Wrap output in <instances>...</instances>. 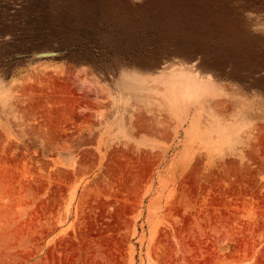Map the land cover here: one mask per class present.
<instances>
[{
  "label": "rangeland",
  "instance_id": "374dc122",
  "mask_svg": "<svg viewBox=\"0 0 264 264\" xmlns=\"http://www.w3.org/2000/svg\"><path fill=\"white\" fill-rule=\"evenodd\" d=\"M0 264H264V0H0Z\"/></svg>",
  "mask_w": 264,
  "mask_h": 264
},
{
  "label": "bare ground",
  "instance_id": "6f19581e",
  "mask_svg": "<svg viewBox=\"0 0 264 264\" xmlns=\"http://www.w3.org/2000/svg\"><path fill=\"white\" fill-rule=\"evenodd\" d=\"M54 52H48V51H45V52H38V53H34L32 54L33 58L36 59V58H42V57H55L54 54H52ZM168 84V83H166ZM170 85V84H168Z\"/></svg>",
  "mask_w": 264,
  "mask_h": 264
},
{
  "label": "water",
  "instance_id": "95a60500",
  "mask_svg": "<svg viewBox=\"0 0 264 264\" xmlns=\"http://www.w3.org/2000/svg\"><path fill=\"white\" fill-rule=\"evenodd\" d=\"M52 54L56 55V54H57V52H54V53H52Z\"/></svg>",
  "mask_w": 264,
  "mask_h": 264
}]
</instances>
